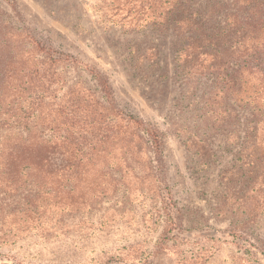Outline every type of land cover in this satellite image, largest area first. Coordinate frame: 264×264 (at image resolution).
<instances>
[{
	"label": "trees",
	"instance_id": "obj_1",
	"mask_svg": "<svg viewBox=\"0 0 264 264\" xmlns=\"http://www.w3.org/2000/svg\"><path fill=\"white\" fill-rule=\"evenodd\" d=\"M142 8L153 29L174 37L178 72L212 78L210 111L219 133L240 140V164L232 172L240 175L241 198L255 222L264 212V0H146ZM136 15L124 18L132 22ZM71 67L90 78L70 79ZM220 97L234 104L214 108ZM163 147L164 133L120 109L96 67L47 46L0 13L2 242L22 238L42 219L47 233L66 229L65 220L104 202L138 196L165 202ZM222 198L215 197L217 214ZM167 216L171 225L161 244L176 228ZM101 217L105 227L106 212ZM241 227L231 226L233 236Z\"/></svg>",
	"mask_w": 264,
	"mask_h": 264
},
{
	"label": "rangeland",
	"instance_id": "obj_2",
	"mask_svg": "<svg viewBox=\"0 0 264 264\" xmlns=\"http://www.w3.org/2000/svg\"><path fill=\"white\" fill-rule=\"evenodd\" d=\"M145 2L0 0V13L12 24L96 67L120 109L164 133L163 192L170 197L166 203L150 196L104 202L93 213L65 220L66 229L49 233L45 219L33 222L22 238L0 240V264H264V212L255 222L248 218L240 175L232 172L240 164V140L217 129L210 111L212 78L178 72L174 37L151 27ZM132 13L137 17L129 22L124 16ZM78 74L90 78L69 68L70 79ZM225 101L234 104L220 97L213 107H225ZM235 189L239 193L231 196ZM104 212L109 221L101 227ZM168 213L176 228L161 244L171 225ZM238 224L235 237L230 228Z\"/></svg>",
	"mask_w": 264,
	"mask_h": 264
}]
</instances>
